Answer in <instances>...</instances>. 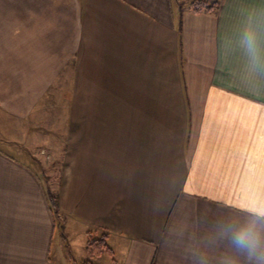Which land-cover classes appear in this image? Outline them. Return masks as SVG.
Instances as JSON below:
<instances>
[{
  "label": "crops",
  "instance_id": "obj_1",
  "mask_svg": "<svg viewBox=\"0 0 264 264\" xmlns=\"http://www.w3.org/2000/svg\"><path fill=\"white\" fill-rule=\"evenodd\" d=\"M189 2L0 0V264H244L219 225L264 204V0ZM28 124L64 145L61 217L110 254L53 249Z\"/></svg>",
  "mask_w": 264,
  "mask_h": 264
},
{
  "label": "rangeland",
  "instance_id": "obj_2",
  "mask_svg": "<svg viewBox=\"0 0 264 264\" xmlns=\"http://www.w3.org/2000/svg\"><path fill=\"white\" fill-rule=\"evenodd\" d=\"M62 111H63L62 109H59V124H52L51 126H46L47 129L49 130V131H45L46 136L49 137L50 140H55L56 136H58V131H55V128H59V136H61V133L62 134L66 133L69 128L68 125L60 123V120L62 119ZM65 112H67V110H65ZM41 125H44V124H41ZM32 127L33 126L30 124L26 125L25 132L23 133L25 137L24 139L25 143L28 144V149L32 150L31 152L33 154H36V157H37V158H35L34 156L31 157L32 160L30 161V163L34 167H36L37 171L39 172V176L41 177V181L43 182V185L45 186V190L48 189L49 191L53 193H58L57 189H58V186L60 188L61 181L63 178V169H64L63 164H64V161L66 160L64 157L65 155L64 148L63 150L61 149L64 145H62L61 142L59 141V156L54 157V159H51V157H49L46 154L40 155L38 153L39 148H37V143H36V141H39L40 138H37V137L35 138V136L40 137L39 132H40V129L43 127H40V126L36 127L37 132H38L37 134L35 133V131H31ZM34 146H36V148H34ZM40 152L43 153V151H40ZM36 159L38 160L36 161ZM52 160H53V165L46 167V165L50 163ZM38 161H40L39 167L37 166ZM46 169H48L49 171H46ZM59 211L61 212V210ZM75 222L77 223L76 224L68 223V222L66 223L60 215V217L57 219V222H56L55 235L53 239V242H54L53 249L55 248L57 240H58L59 245L63 244L64 252L70 251L71 254L76 259H78L77 257H79L82 253H84L86 249H85V242L83 239L84 237L80 233V225L78 224L77 220ZM98 235L99 234H96V230H93L91 232V236L93 237H97ZM67 241L69 242V244ZM83 244H84V248H83Z\"/></svg>",
  "mask_w": 264,
  "mask_h": 264
},
{
  "label": "clouds",
  "instance_id": "obj_3",
  "mask_svg": "<svg viewBox=\"0 0 264 264\" xmlns=\"http://www.w3.org/2000/svg\"><path fill=\"white\" fill-rule=\"evenodd\" d=\"M244 44L248 52L255 55L254 37L247 35ZM246 211L251 220L244 224L221 223L220 235L236 253L244 257V264H264V204L247 207ZM234 264L241 262L236 260Z\"/></svg>",
  "mask_w": 264,
  "mask_h": 264
},
{
  "label": "trees",
  "instance_id": "obj_4",
  "mask_svg": "<svg viewBox=\"0 0 264 264\" xmlns=\"http://www.w3.org/2000/svg\"><path fill=\"white\" fill-rule=\"evenodd\" d=\"M219 3L220 0H190L188 7L194 12L213 11L219 6ZM46 195L51 212L53 213V217L57 220L61 215V212L59 211L60 209L58 208V194L53 193L47 189ZM85 249L91 255L100 254L102 252H106L110 254L111 252V249L106 242L105 234H102L98 237H93L89 234V237L87 238L86 241ZM72 264H95V263L87 259L81 262L73 261Z\"/></svg>",
  "mask_w": 264,
  "mask_h": 264
}]
</instances>
